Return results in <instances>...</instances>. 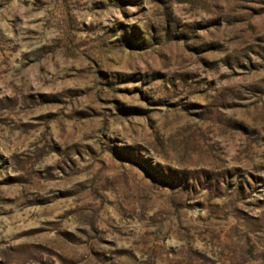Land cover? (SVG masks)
I'll use <instances>...</instances> for the list:
<instances>
[{
	"label": "rangeland",
	"instance_id": "374dc122",
	"mask_svg": "<svg viewBox=\"0 0 264 264\" xmlns=\"http://www.w3.org/2000/svg\"><path fill=\"white\" fill-rule=\"evenodd\" d=\"M0 264H264V0H0Z\"/></svg>",
	"mask_w": 264,
	"mask_h": 264
}]
</instances>
